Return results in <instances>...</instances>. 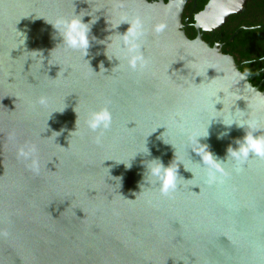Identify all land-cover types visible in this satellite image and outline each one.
I'll list each match as a JSON object with an SVG mask.
<instances>
[{"label": "water", "instance_id": "1", "mask_svg": "<svg viewBox=\"0 0 264 264\" xmlns=\"http://www.w3.org/2000/svg\"><path fill=\"white\" fill-rule=\"evenodd\" d=\"M185 1L0 0V264H264V160L229 154L264 135V91L184 34ZM245 1L208 0L194 29ZM73 17L89 28L86 55L54 27ZM136 17L143 70L122 39ZM104 108L110 128L91 131ZM26 143L38 174L17 159ZM157 164L177 167L171 198Z\"/></svg>", "mask_w": 264, "mask_h": 264}, {"label": "clouds", "instance_id": "2", "mask_svg": "<svg viewBox=\"0 0 264 264\" xmlns=\"http://www.w3.org/2000/svg\"><path fill=\"white\" fill-rule=\"evenodd\" d=\"M123 21L127 22L126 19ZM130 25L131 27L129 28L128 32L122 37L125 44L128 46V64L133 69H135L137 64H139L140 68L143 70L148 66L149 61L144 60L143 56L139 53V45L135 43V41L140 36L145 34L143 23L139 17H136L130 22ZM54 27H56L57 30L62 31L64 42L69 49L82 51L85 55L87 54V49L89 47V28L82 22L81 18H61L55 22ZM163 29L164 25H159L154 28V31L159 34L163 31ZM241 79H243V77H241ZM38 103L41 105L47 104V98L40 97ZM111 122V113L107 110V108H104L98 112L90 113L89 118L85 123L91 131L95 132L98 128L108 130L111 126ZM248 126L253 130L256 129L255 122L249 123ZM103 130L97 135L95 139L97 144L101 142V137L104 134ZM224 135H227V133L221 134V136ZM237 143L239 144V148L237 150L229 148V154L236 160L244 163L247 161L250 153L264 160V135L254 136L252 131H249L243 138V142L241 143L237 141ZM36 152L37 149L34 144L26 143L17 149V159L23 160L25 162V167L38 174L40 171V162L36 156ZM199 153L202 155L205 164L209 165L214 172H220L224 174L223 169L219 164L214 162L211 154L206 152L201 147ZM213 171H210L209 174L211 175ZM151 174L160 179L161 194L171 198V195L175 192L177 186V167L171 165L167 168H164L163 165L157 164L151 169ZM8 235L9 233L7 231H0V237H7Z\"/></svg>", "mask_w": 264, "mask_h": 264}, {"label": "flooded vegetation", "instance_id": "3", "mask_svg": "<svg viewBox=\"0 0 264 264\" xmlns=\"http://www.w3.org/2000/svg\"><path fill=\"white\" fill-rule=\"evenodd\" d=\"M207 1H185L181 13L184 34L191 39L199 34L203 43L231 57L234 64L264 91V0H246L240 12L228 15L219 28L197 32L193 17Z\"/></svg>", "mask_w": 264, "mask_h": 264}]
</instances>
